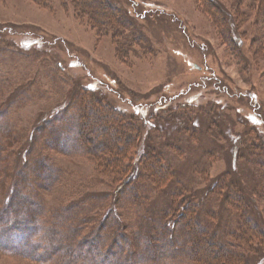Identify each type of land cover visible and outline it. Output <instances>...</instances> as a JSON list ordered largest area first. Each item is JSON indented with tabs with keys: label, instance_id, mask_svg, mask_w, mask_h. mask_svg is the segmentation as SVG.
<instances>
[{
	"label": "rangeland",
	"instance_id": "obj_1",
	"mask_svg": "<svg viewBox=\"0 0 264 264\" xmlns=\"http://www.w3.org/2000/svg\"><path fill=\"white\" fill-rule=\"evenodd\" d=\"M82 123L84 151L75 143ZM122 126L136 138L113 168L103 148ZM147 148L175 177L164 169L152 178ZM263 155L264 0H0V208L10 188L38 201L37 213L26 211L35 222L24 218L30 243L0 236V264H60L63 244L78 241L66 227L81 214L87 229L105 223L101 233L117 217L124 253L136 254L135 228L148 227L139 214L149 220L175 206L179 227L193 215L190 199L232 263L240 254L243 264H264L259 239L237 217L241 210L264 230ZM16 217L0 219L1 235ZM50 225L59 249L42 261ZM128 263L192 264L185 250Z\"/></svg>",
	"mask_w": 264,
	"mask_h": 264
},
{
	"label": "trees",
	"instance_id": "obj_2",
	"mask_svg": "<svg viewBox=\"0 0 264 264\" xmlns=\"http://www.w3.org/2000/svg\"><path fill=\"white\" fill-rule=\"evenodd\" d=\"M211 7H213L214 10L220 12V7L216 3H214ZM216 21H218L223 26V28L225 27L226 21L223 16L219 15ZM84 126V123L80 124V126L79 124L76 126L77 134L75 143L82 151L86 150L90 143V140L88 138H84ZM122 128L123 129L121 130L116 127V131L119 133V138H115L114 140L112 139L113 144H110L107 147H104L105 144L103 143L100 146H95V150L104 147L103 154L105 164L113 168L114 165L118 167V165L121 163L122 157H124V154L126 153V147L136 138H130V136L128 137L125 132L124 126H122ZM258 155L262 154L260 153ZM144 156H146L147 159L146 163L151 166L149 172L150 174H152V178L156 180L157 175L164 169L168 170L169 174H171L172 177H175L174 171H170V166L167 161L164 160V157L162 155L156 153L151 148H147V150L144 152ZM263 158L261 157L257 160V164L262 167H264ZM36 169L37 170H34L36 174L40 173L44 176L48 175L46 168H41L39 166ZM116 173L120 174L121 172L116 171ZM22 178L24 177L22 176ZM24 188H28V186H25ZM10 191L11 198L13 199L12 201L8 199V201L0 208V219H3L4 217L10 219V216L13 215L19 217L13 219V221L10 223V227H6L3 230L5 232H3L2 235L0 233V236L6 239L10 238L8 235L9 232V234H11L13 237H24L25 243L27 245L30 243V240L27 239V237L32 231V226L30 224L28 225V223L25 221L26 219L24 218L26 217L30 221L29 223H31V221L35 222V220L31 219L30 216H26V211L30 208H34L35 213H37L38 201L36 200L37 198H33L29 194V192H26L24 190L10 188ZM181 193L182 188L176 187L173 195L180 196L179 200H186L187 197L182 196ZM241 194L244 198H247L248 196V193L246 194L243 188H241ZM190 202L193 206V210L191 211L193 215L190 216V219H186L184 223H180L179 227H175V217H172L174 215L172 209H175V206L171 210L170 208H167L166 211L160 210V213L162 212L161 214L159 212H155L153 214L154 217L149 220L143 217L144 213L139 214L140 222L141 218L147 220L148 227L146 228V233H143L142 230H138L137 228H135L136 234H134L135 236L133 237L135 247L140 248L141 251L136 252V254L135 251H131L129 255L124 253L126 251L125 245H127V235L123 232V230L117 231L118 228L121 227L120 221L117 217L114 218V224L112 228L118 236L115 235L114 231L109 233H101L100 230L104 225H106L105 223L101 224L102 226L100 225L97 230V226H95L94 228L89 226V228L87 229L86 227H88V224H92V222L89 221L91 220V218L82 217L83 214H81V217L78 216L79 218L77 222H75L72 226L69 225L66 227L69 229V232H67V234H71L72 238H78V241L76 243L70 241L66 244H63L64 253L59 257L58 261L60 264H97L95 258L99 256L101 259V261L99 260L98 262L99 264H103V262H105L106 264H129L128 261L134 263L135 261H139L140 263H142L168 258L175 252L177 253L178 251L181 252L182 250H185L188 260L192 264H220L219 261L221 262V264H243V262L240 261V259H242V256L240 254H238L237 258L235 259L236 263H232L233 258L231 259V257L229 256L230 252H228V248L226 249V244H223V242L219 238H217V240H214V233L207 232L206 226H202L203 219L196 209L198 203L193 202L192 199H190ZM139 210V206H137L136 212L138 213ZM56 216L58 219H62V214L59 213L58 215L56 214ZM237 217H239L240 228L244 230V232H247L249 226L250 230L253 231L251 233V236L253 237V235H255L259 239V250L261 249V251H264V230H262L257 220L249 215H245L241 210L238 211ZM67 218L70 219L69 217ZM57 230V225H50V227H47L46 229V232L49 234L45 237L46 243H48L46 247L50 250V252L46 250L44 251V259L42 261H46L53 258V255H57L55 250L57 251L59 249L58 245L60 244V242L56 243V240H54V236L57 233ZM115 236L117 237L115 238ZM243 237L244 236H242V238ZM109 239L111 243L106 244ZM238 240H241V238L238 237ZM246 241L249 242L250 239ZM237 243H241L243 245V241H239ZM99 245H105L106 248L103 249L101 246L100 249L103 250H100V252H98L97 246ZM179 245L182 247H180ZM256 251L257 249L253 248L251 252L254 255L255 253H257Z\"/></svg>",
	"mask_w": 264,
	"mask_h": 264
}]
</instances>
